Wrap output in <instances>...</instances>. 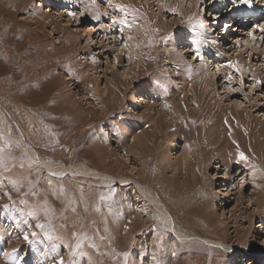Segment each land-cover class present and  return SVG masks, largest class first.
Here are the masks:
<instances>
[{
    "label": "rangeland",
    "instance_id": "rangeland-1",
    "mask_svg": "<svg viewBox=\"0 0 264 264\" xmlns=\"http://www.w3.org/2000/svg\"><path fill=\"white\" fill-rule=\"evenodd\" d=\"M262 26L264 0H0V264H264Z\"/></svg>",
    "mask_w": 264,
    "mask_h": 264
},
{
    "label": "bare ground",
    "instance_id": "bare-ground-1",
    "mask_svg": "<svg viewBox=\"0 0 264 264\" xmlns=\"http://www.w3.org/2000/svg\"><path fill=\"white\" fill-rule=\"evenodd\" d=\"M119 1H125V0H119ZM250 5H247V4H243V6H242V9L241 10H243L244 12H245V14H248L252 9V7H249ZM223 14V13H222ZM222 18V17H221ZM240 18V17H239ZM236 19V18H235ZM245 19V18H244ZM238 21V20H237ZM237 21H236V23H237ZM232 23H230V25H231ZM230 25L229 24H227V26H229L230 27ZM233 25H235V24H233ZM90 27V26H89ZM233 27V26H232ZM262 27H264V26H262ZM89 30H93V29H91V28H89ZM261 30V29H260ZM259 31V30H258ZM256 34V33H255ZM218 37H220V36H217V39H218ZM211 39H215V36H212L211 37ZM220 39H222V38H220ZM123 41V40H122ZM129 41L130 40H127V42H128V45H129ZM204 41V45L202 46V48H204L209 54V56L210 57H213V58H217V61H215V64L216 65H218V68H219V66H222V65H225L226 63L225 62H223V57H222V48L224 47V45L225 44H222V43H220L219 41H216V42H214V41H212V40H210V39H204L203 40ZM246 41V40H245ZM125 43V42H124ZM131 43V42H130ZM116 45V44H115ZM245 45H247V46H245L246 47V49H247V47H251L252 46V44H251V42H247V43H245ZM123 46H124V44H123ZM244 47V48H245ZM128 48V47H127ZM249 49V48H248ZM264 50V49H263ZM262 50V51H263ZM130 51H131V49H130ZM130 51H128V60H129V62H133V59H132V51L130 52ZM245 51V50H244ZM262 51H259V52H262ZM124 52V51H123ZM122 52V53H123ZM263 53V52H262ZM259 56H261L262 58H263V60H264V56L262 55V54H258ZM126 57V56H125ZM244 57V56H243ZM243 57L240 55V56H237V58H238V60L240 61V63L241 64H244V62H243ZM264 63V62H263ZM205 65V64H204ZM232 67H234L236 70H237V68H238V66H237V64H235V63H233V66ZM244 68V66H242V70L244 71V70H246L245 68ZM204 69V68H203ZM217 71H215V73L219 76L220 75V72H219V70L218 69H216ZM122 72H124V71H122ZM126 72V71H125ZM133 72V71H132ZM202 72H203V70H202ZM131 74V73H130ZM215 74V75H216ZM243 75V74H242ZM240 76V75H239ZM263 77V79H264V76H262ZM115 110V109H114ZM0 128L2 129V130H4V132H7V133H9V131H10V129L8 128V127H6L5 126V124L2 122V120H0ZM118 146L120 147V145L118 144ZM117 146V148H119ZM26 153L30 156V158L31 159H33V160H36L37 158H36V156H34V155H32L31 153H30V150H27L26 149ZM168 160V159H167ZM37 161V160H36ZM169 161V160H168ZM57 165V164H56ZM46 167H47V169L48 170H52V171H55V172H64V171H70L71 169L72 170H78V169H82V168H80V167H75V168H64V167H58V166H55V165H45ZM137 189H139V190H141V191H143V192H145L143 189H141L140 187L139 188H137ZM144 194V193H143ZM146 195V194H145ZM153 200V203H154V205L156 206V208H157V210L159 211V216L161 215V217L163 218V219H165V218H167L168 217V212H167V210H166V208L157 200V199H155V198H153L152 199ZM151 202V201H150ZM170 216V215H169ZM170 221L172 222V218L170 219ZM171 229V228H170ZM190 240H192V239H190ZM194 240V239H193ZM186 241V240H185Z\"/></svg>",
    "mask_w": 264,
    "mask_h": 264
}]
</instances>
